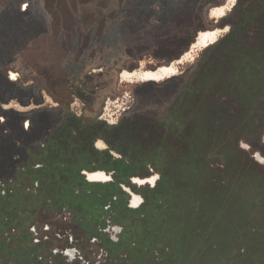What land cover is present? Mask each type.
Returning a JSON list of instances; mask_svg holds the SVG:
<instances>
[{"label": "rangeland", "instance_id": "rangeland-1", "mask_svg": "<svg viewBox=\"0 0 264 264\" xmlns=\"http://www.w3.org/2000/svg\"><path fill=\"white\" fill-rule=\"evenodd\" d=\"M227 1L0 0V143L8 135L9 139L12 137L9 141L11 148L18 140L20 144L17 147H21L20 159L14 165L16 169H12L16 175L4 181L9 193L14 191V195L9 194L12 198L1 197L4 192L0 183V226L8 221L22 223L24 220V229L28 232L27 238H22L24 258H14L6 264H76L71 261L80 254L83 256L80 258H89L94 264H97L96 260L103 259H95L94 253H89L94 249L93 242L89 243L85 237L75 239L73 235L69 237V232L66 237L57 224L50 225L48 229L45 223L50 215L47 214L38 219L43 221L36 225V239H32L30 227L37 221L43 207L39 205L41 199L29 190L20 194L17 191L22 184H30L20 170L28 167L26 163L31 160L24 152L26 149L29 153L37 151L42 137L62 126L67 119L65 106L74 99L70 106L72 113L86 118L98 116L99 120L117 126L116 130H111L117 142L115 144L122 146L124 152L136 156L137 162L145 161L149 168L145 175L156 176L157 183L161 179L162 168L155 169L148 164V159H140L149 152L143 154L144 147L138 137L143 132L146 135L153 125L159 128L160 119L165 120L163 127L166 132L174 124L170 117H181L176 108L169 112V102L193 74L202 50L195 54L194 60L180 65L177 74L161 81L128 80L122 75L124 72L155 70L170 65L188 51L201 31L222 28L224 31L219 39L225 36L240 9L234 13L233 7L219 17L217 10L211 13L213 17L210 12ZM248 1L245 0L242 7H247ZM62 102H65L63 107ZM257 105L254 113H243L240 117L229 115L225 119L222 115L215 120L217 127L223 126L228 130L231 126V130H236L237 145L242 150L233 152L237 155L236 165L239 166L241 180L231 181L232 185L235 182V186L242 188V193L238 196L226 192L218 197L219 203L227 202L225 204L228 205L229 199L234 203L233 209L226 210L231 215L223 216L219 211L211 221L214 212L202 211L204 200L198 199L194 204L183 201L182 208L190 209L193 228L189 237L184 238L179 223H189L187 218L175 213L169 216V220H163L156 212L155 207L159 205L154 202L151 208L144 211L148 222H141L143 225L135 231L138 235L139 232L150 234V238L144 242L139 241L141 238L134 239L137 245L130 247L124 257L116 254L117 258H132V264H141L146 258H158L156 262L149 259L146 264H191L195 261L207 262L212 255V259L226 261L227 264H264V108ZM150 120L153 121L151 124ZM180 121L181 125L186 123L182 117ZM172 126L177 132V140L169 144L164 140L158 144L160 147L154 148L155 155L149 153L158 166L174 163V160L168 159L169 149L174 155L182 156V146L187 142L208 155L226 152L221 149L227 146H224V141L215 144L213 138L209 145L204 142L198 144L189 132L181 133L175 124ZM69 131H62L59 139ZM72 132L75 135L77 131ZM169 132L167 130L166 134ZM99 141L104 143L98 138L94 141L95 145L102 148L104 144L97 145ZM1 154L2 150L0 178L5 170L3 167L13 165L11 159L1 158ZM118 156L114 152V157ZM185 163V159L177 157L176 173L173 174L180 173ZM107 173L113 177L112 172ZM223 174L227 176V183L230 182L228 167ZM184 176H180L181 184ZM135 177L140 176L136 174ZM208 182V178L202 177L200 190ZM147 186L153 187L150 184L143 187ZM204 193L207 194V191ZM207 209L213 210L209 205ZM163 224H167L165 231H170L167 234ZM159 227L163 230L160 231ZM197 229L201 232L194 234ZM17 231H12V238L1 233L0 247L6 244L4 238H7L13 239L19 250L21 242ZM157 235L165 236L164 240L160 242L161 238ZM42 238L47 242L43 244ZM199 238L213 244L208 255L199 253L198 247L192 245H199ZM102 254L105 256L104 252ZM4 263L0 258V264Z\"/></svg>", "mask_w": 264, "mask_h": 264}, {"label": "trees", "instance_id": "trees-1", "mask_svg": "<svg viewBox=\"0 0 264 264\" xmlns=\"http://www.w3.org/2000/svg\"><path fill=\"white\" fill-rule=\"evenodd\" d=\"M241 1L238 0L233 8L232 12L234 13L238 8L240 10L235 22L231 25L230 31L201 52L195 62L196 67L193 70V74L191 73L186 83L180 87L182 90L176 92L168 106L169 112L174 111L176 108L175 111L186 122L181 125V117L178 116L177 119L170 117L179 132H189L190 136L198 144L204 142L209 145L213 138L215 139V144L218 141H224V146H227L221 147V149H225L224 151L227 153L220 151V155L215 152L212 155H208L196 149L195 146L193 147L191 142H187L182 146L181 154L183 157L180 154L174 155L173 150L169 149L170 156H168V159H172L175 162L167 163L163 167L156 165V161H153L150 156L151 152L155 155L156 151L154 148L160 147L158 144H162L161 142L164 140L169 141L168 144L177 140V132L175 127L173 128L172 126L174 124L167 129L168 131L170 130L167 135V130L165 132L163 127L165 120L160 119L159 128L153 125L149 132L146 135L143 132L144 136L140 135L138 140L141 141L144 147L143 154L150 153L140 159H148L150 161L148 164H151L155 169L162 168V176L156 189H153V194L148 196L145 205L138 210H133L125 204L119 184L120 182H128L129 177L133 173L142 174L148 168L147 163L145 161L137 162L136 156L124 152L122 146L115 144L117 142L113 139L111 130H116L117 126L109 125L96 117L88 119L76 117L70 112L69 101L67 106H65L67 119L62 127H72L77 131L75 135L72 132L73 137L71 141L69 139V143L73 144L72 153L68 154L69 151L60 145V130L55 133L54 138L49 140L51 150L46 149V154L43 156L47 163L51 165L50 169H54L53 177L47 174L50 183L46 187L48 191H54L57 195L53 198V201L54 207L59 212L65 206L74 208L77 205H82L90 218L88 221L96 222L105 212L104 207L111 199V193L109 194V192L111 190H114V192L119 191L120 200L115 206L121 209L118 217L125 226L120 243L123 245L122 249L127 250L137 245L134 239L141 238L139 241L144 242L150 238V234L139 232L138 235L135 231L138 230L139 226L141 228L143 225L141 222L145 220L148 222V219H145L144 211L148 210L149 207L151 208L154 202L159 205V207H155L156 212L163 220H169V216L175 213L187 218L189 223L186 224V221L179 223L180 231H184V238L189 237L193 228L190 220V209L187 207L182 208L184 205L183 201H186L187 204H194L198 199L204 200L205 204L203 205L205 207L202 211L214 212L211 221L215 213L219 211L221 212L220 215H231L226 210L233 209L234 203L230 199L228 200V205L225 204L227 202L219 203L218 197L226 192H229V194L233 192L238 196L242 193V188L235 186V182L233 185L231 184L232 180H241L240 176H238L240 174L238 173L239 166L236 165L237 155H233V152L242 150L237 145L238 136L236 130H231V126L228 130L223 126L221 128L217 127L215 120L222 115H225V119L229 115H234L235 117L238 115L240 117L243 113L248 114L251 111L254 113L257 109V104L260 105V108H264V0H249L247 7H242L245 0L242 3ZM240 3L241 6H239ZM64 104L65 102H62L61 106L63 107ZM152 122L150 120V124ZM224 124L227 123L224 121ZM223 128L225 133H223ZM23 132L27 133L24 130ZM97 137L103 138L111 149L120 152L123 157L114 160L109 156V151L97 150L94 147V141ZM219 138L220 140H218ZM76 146L86 148L84 157L78 156L80 154L76 153ZM183 151H186V153L183 154ZM208 156L209 158H207ZM90 157L91 160L86 162L85 159ZM177 157L185 159L187 163L183 165V170L180 173L173 174ZM79 158L82 159L81 161L84 158V164ZM239 161H241L240 157ZM92 163H95V165ZM90 165H93V167H90ZM227 167L229 168V173H231V180L228 183L226 174H223ZM85 168L88 170L96 168L114 169L116 171V183L95 184L87 182L81 174V170ZM183 174L185 176L182 178L181 184L180 176ZM202 177L208 178L209 182L203 190H200ZM217 182L221 183V185L218 186ZM205 191H207V194L204 193ZM1 197L12 198L11 195H2ZM43 203L47 204L48 199L45 198ZM207 205L213 210H208ZM24 226V220L22 223L8 221L5 225L0 226V234L2 233V236L12 238L10 237L12 231L15 230L16 232L18 230V237H20L19 234L21 232L27 233V229H24ZM163 226L165 231L167 224H163ZM159 229L160 231L163 230L160 227ZM85 232L88 236H92L97 233V230L90 228L85 230ZM165 232L167 234L170 231ZM197 232H201V230L193 231L194 234ZM157 236L161 238L160 242L165 238L163 235ZM22 238L26 239L27 237ZM8 240L4 238V243L6 244L2 248L0 247V258L5 261L4 264L14 258L24 257L23 240L22 242L20 241L19 250L13 239ZM199 240L201 241L199 245H192L198 247L199 253L208 255V251L211 247L213 248V244L207 243L208 241L204 239L199 238ZM159 246L161 247V244ZM5 250L8 252L4 253ZM210 256L211 259H208L207 262L195 261L191 264H227L226 261L219 262L212 259V255ZM149 259L150 262H156L158 258H146L141 264H146Z\"/></svg>", "mask_w": 264, "mask_h": 264}, {"label": "flooded vegetation", "instance_id": "flooded-vegetation-1", "mask_svg": "<svg viewBox=\"0 0 264 264\" xmlns=\"http://www.w3.org/2000/svg\"><path fill=\"white\" fill-rule=\"evenodd\" d=\"M213 31L215 30L201 31L199 33L200 38L198 41V45L200 42H203V39L201 37L209 36L208 34H212ZM158 68H156L155 70H147V71L124 72L122 76L128 80L140 79V80L161 81L163 79H166L178 73V70L174 64L170 66L169 65L161 66ZM73 100L70 101L69 106H71V103L73 102ZM70 112H71V109H70ZM74 115L76 117H82V118L88 119L84 115H76V114ZM96 118H98V116H96ZM108 124L112 125L110 123ZM62 126L57 128V130L51 131L47 133L46 135H44L42 139L40 140L41 141L39 145L40 148L37 151H33L29 153L26 149V151L24 152V155L26 156V158L30 157L31 160L29 159L30 162L26 163V166L28 165V167H23L26 170L22 168L20 170H21L22 176L28 177L30 184L29 183L22 184V187L19 186L17 191L20 194V193H23V191L26 192V190H29V193H31L32 195L35 194L41 199L40 201L41 203L39 205L41 208L43 207V211L40 214V216L37 217V221L33 222L34 223L33 226L30 227V229L32 228V231H31L32 239L33 238L36 239L34 235V233L37 232L36 225L41 224L39 222L43 221V220H38V219L39 218L41 219L43 214H47V215H50L48 219L49 221L45 223V226L46 225L49 226L48 229L51 228L50 225L52 226V225L57 224L59 226V230H61V232H64V236L67 237V235L65 234L69 232L70 233L69 237L70 235H73L75 239H79V236L81 238L85 237L89 243L93 242L92 246L94 247V249L91 250L89 253L90 254L94 253L93 256L95 259L103 258L100 261L96 260L97 264H120V262H126L127 264H132L131 262L132 258L125 259V258H117V256H115L117 254L119 257H124L125 256L124 254H126V252L128 251L127 249H122L123 245L122 243H120L121 238L123 236L125 226L122 222H120V219L118 217L121 209L118 206H115L120 200L119 191L114 192V190H111L109 192V194L111 193L110 194L111 199L105 205L104 207L105 212L102 214L99 220L96 221L97 223L88 221V219L90 218L87 216V213L84 211L82 205H77L74 208L65 206L64 208L61 209L60 212L58 209L54 207L53 198H55L57 195L55 194L54 191H48L46 187L50 183V180L47 174L53 177L52 173L54 172V169H50L51 165L47 163L46 159H44L43 156L44 154H46V151H47L46 149H48L49 151L51 150L49 140L51 138H54L55 133L60 130L65 131V132L67 130H70L68 133H66V135H64L59 140L61 142L60 145L64 147V149H67L69 151L68 154L72 153L73 144L69 143V139L71 141V138L73 137L72 129L73 131H76V129L72 127L65 128ZM26 130H29V129H26ZM61 131H60V134L63 135V132ZM4 133L7 134L8 131L4 130ZM25 134L30 135V133H25ZM7 136L8 135H5V139L4 138L1 139V143H0L1 149L0 150L3 151V154H1V158H5L7 160L11 159L13 161V165H9V166L6 165L5 167H3L5 168V170L2 171L3 174L1 175L0 183H1V187H3L4 196H8L9 194L14 193V191H11L12 193H9L8 186H6V183H4V181L10 178L11 176H13V174H15L16 171L15 170L12 171V169L13 168L16 169V166H14L15 162L20 159V155H21L20 153L21 147H17V145L20 144V141L18 140V142L15 143V147L11 148V146L9 145V141L12 137L10 136L11 138L9 139V137ZM98 138L102 139L104 143H102V141H99L97 145L104 144V146L102 148H98L96 147L95 142H94V147L97 150L109 151V156H111L114 160L117 158L121 159L123 157V155L120 152L114 149H111L108 143L103 138L97 137L95 140H97ZM75 151L77 154H80L78 155L79 157H82V156L84 157L86 148L83 146H78V147L76 146ZM114 152H117V155H119L117 158L114 157ZM79 160L81 161L82 159L79 158ZM85 160L86 162H88V160H91V157L86 158ZM81 162H83L84 164V158H83V161ZM92 164L95 165V163H92ZM148 169L149 168H147V170ZM106 171L110 173L112 172L113 177H111L110 174H108ZM145 171H143L142 174H138L140 177H135L136 174L133 173V175L129 177L128 182H125V183L120 182L119 184L122 194L124 196V202L127 205V207L130 209L138 210L142 208L145 205L148 196L153 194V189H156V187L159 184L158 181L160 180V178L157 181L158 183L157 184L156 176H147L145 175ZM81 174L84 176V180L90 183H95V184L96 183H102V184L116 183L115 181L116 171L114 169L96 168L93 170H88L85 168L81 170ZM147 184L153 185V187L152 188L148 186L147 188L143 187V186H146ZM141 196H143V199ZM21 197L23 198V195H21ZM45 198L48 199L47 204L43 203V200ZM53 221H55L56 223H54ZM90 228H95L97 230V233H95L92 236H88L85 230H88ZM27 235H28V232L27 233L21 232V234H19L20 241L22 242V237H25ZM41 241L44 244L47 242V239L42 238ZM102 252L105 253V256H103ZM32 253H34V251ZM35 255L36 254H34V256ZM39 257L40 256H37V258ZM80 257H83L82 254H80L79 257L74 258L71 262L76 263V264H94V262L90 261L89 258H86V257L80 258Z\"/></svg>", "mask_w": 264, "mask_h": 264}, {"label": "water", "instance_id": "water-1", "mask_svg": "<svg viewBox=\"0 0 264 264\" xmlns=\"http://www.w3.org/2000/svg\"><path fill=\"white\" fill-rule=\"evenodd\" d=\"M227 3H228V1H227ZM236 3V2H235ZM235 5V4H234ZM234 5H233V7H234ZM232 7V8H233ZM231 8V9H232ZM212 11L210 12V15H211V17H212ZM227 13V12H226ZM226 15V14H225ZM216 30V29H215ZM218 30H220V33H219V36H218V38L215 40V42L219 39V37H220V35L223 33V29L221 28H219ZM199 38H200V34L198 33L197 34V36H196V38H195V40H194V42L190 45V47H189V49H188V51L186 52V53H184L182 56H180L175 62H173V63H171L170 65H172V64H174L175 66H176V68H177V70L179 71V68H180V65H182L183 63H185V62H187V61H191V60H194L195 59V54L198 52V51H200V50H203L204 48H205V46L204 47H200L199 45H198V41H199ZM215 42H212L211 44H213V43H215ZM210 45V44H209ZM207 47V46H206ZM187 53H190L189 55H187ZM187 55V56H186ZM169 65V66H170ZM159 69V68H158ZM157 69V70H158Z\"/></svg>", "mask_w": 264, "mask_h": 264}, {"label": "bare ground", "instance_id": "bare-ground-1", "mask_svg": "<svg viewBox=\"0 0 264 264\" xmlns=\"http://www.w3.org/2000/svg\"><path fill=\"white\" fill-rule=\"evenodd\" d=\"M236 0H228V3L223 5V6H220V7H216V8H213L212 9V12H214L215 10H217L219 13V16H224L226 14L227 11H229L233 5L235 4ZM218 16V17H219ZM219 33H220V30L216 29L215 31H213L212 34H208L209 36H203L201 37L203 39V42H200L199 43V46L200 47H206L208 46L209 44H211L212 42H215V40L218 38L219 36ZM202 36V34H201ZM203 43V44H201ZM190 53H187V55H189ZM186 55V56H187Z\"/></svg>", "mask_w": 264, "mask_h": 264}]
</instances>
